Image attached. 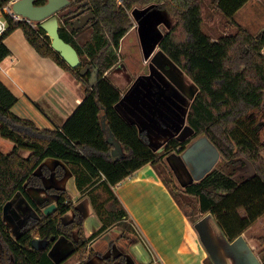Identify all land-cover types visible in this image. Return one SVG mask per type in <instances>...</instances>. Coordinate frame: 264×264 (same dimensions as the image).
I'll return each instance as SVG.
<instances>
[{
    "label": "trees",
    "instance_id": "obj_1",
    "mask_svg": "<svg viewBox=\"0 0 264 264\" xmlns=\"http://www.w3.org/2000/svg\"><path fill=\"white\" fill-rule=\"evenodd\" d=\"M14 0H0V8ZM82 0L81 2H86ZM249 0H211L226 25L236 27L233 34L221 35L216 41L203 31L208 19L206 0H88L86 8L96 18L88 28L92 34L82 46L74 34L60 30L61 37L78 51L81 66L70 68L51 47V39L40 27L27 22H16L4 14L10 28L0 36V63L11 55L5 38L21 29L29 44L44 58L52 59L69 72L84 87V100L76 112L57 130L39 129L34 123L16 116L12 109L18 98L0 79V137L15 144L9 154L0 152V244L10 255L13 264H62L52 260L50 250L59 238L74 244L69 257L86 264L94 256L90 242L107 229L106 225L91 237L85 233V217L74 205L65 190L49 188L57 195L56 210L45 215L30 197L27 189L43 188V177L51 170L42 166V175L35 174L46 159L61 160L82 170L77 176L78 189L84 193L103 188L107 199L101 207L112 223L128 218L113 187L134 173L152 165L169 188L179 206L194 215L211 214L230 242L244 235L264 217V31L257 36L238 26L233 16ZM155 4L159 10L174 19L170 30L159 43L161 52L175 64L198 88L187 116L194 130L193 136L180 142L171 138L164 151H154L147 130H139L117 110L122 97L106 74L120 61L121 40L134 27L129 12ZM209 23L214 22L210 15ZM91 69L85 76L79 72L85 65ZM95 72V86H91ZM42 108V105L39 104ZM102 116L105 124H103ZM206 138L218 151V166L198 181L178 187L173 172L165 161L166 155L187 150L188 145ZM21 150L30 155L25 158ZM61 179L65 170L55 168ZM22 195L39 218L29 216L14 238L5 220V207L17 195ZM185 202V203H184ZM73 212L65 223L63 216ZM9 213V210L8 212ZM46 241L44 248L36 249L33 241ZM264 244V239L260 238ZM264 264V248L256 254ZM124 256L109 258L107 264L124 262Z\"/></svg>",
    "mask_w": 264,
    "mask_h": 264
},
{
    "label": "crops",
    "instance_id": "obj_2",
    "mask_svg": "<svg viewBox=\"0 0 264 264\" xmlns=\"http://www.w3.org/2000/svg\"><path fill=\"white\" fill-rule=\"evenodd\" d=\"M118 4L121 5L122 0H118ZM136 9L139 8L132 9L131 16L134 15L132 13ZM4 14H7L6 7L0 8V36L10 28ZM233 19L238 26L247 30L251 35L257 36L264 31V0H249L235 12ZM214 23L211 25H216ZM130 33L131 31L127 35ZM91 34V29L85 30L75 35L74 40L78 44V39L91 36ZM127 35L121 40L118 54ZM160 41L156 44L157 54L161 53ZM5 44L11 51V55L0 63V79L18 98L12 112L19 118L34 123L39 129L57 130L82 104L85 97L84 90L80 88L82 84L52 59L41 57L29 44L21 29L10 33L5 38ZM144 62L146 64L147 60ZM154 65H148L150 72ZM147 77L149 75L136 77L134 85L130 86L126 92L112 83L122 93L121 103L119 101L116 108L128 122L134 123L139 130H147L151 143L158 144L157 148L152 146L154 151L161 153L164 151V147H161L171 138H165L169 127L165 124L166 119L162 114L158 116V112L163 106L170 108L174 113V119L182 124L177 131L180 135L183 127L188 124L189 107L199 90L190 79L189 84L185 83L182 78L183 83L181 84L178 77L176 84L179 89L169 87L163 79H158V82L154 81L159 95L155 99L156 92L153 89L150 90L155 86L152 84L149 87L150 80ZM140 78L148 80L142 81ZM170 79L176 81V78ZM167 89H171V94H168ZM167 100L176 103L179 108L186 100L188 109L185 114L180 112L179 115L175 108L169 107ZM153 105L155 107L152 108ZM185 122L187 124H184ZM173 137L177 138V136ZM215 153L220 158L216 148L206 138H198L192 141L180 156L168 154L170 159L166 156L165 160L181 188H184L212 170L215 166ZM44 165L51 170L49 177H43L44 187L27 189L28 194L42 208L43 213L48 206L57 203V195L50 194L47 190L49 188L65 190L85 217L84 227L87 237L97 233L103 225L107 226L105 231L90 242L89 250L94 256L88 259L86 264H107L109 258L121 255L126 260L114 264H232L233 258L227 248L241 245L240 242L244 241V235H241L235 241L230 242L211 214L198 216L196 220L191 219L176 202L159 176L156 167L152 165H146L113 187L114 194L128 212V218L123 219L121 223L109 221L107 213L101 207L108 197L103 188L91 189L84 193L78 189L76 178L78 175L83 176L80 168H73L61 160L50 158L46 159L36 170V175H42ZM57 165H61L65 170V175L61 179L55 174ZM10 203L15 205L10 206L9 213L5 216L8 224V214L14 216L18 222L22 220L23 224L29 216L39 218L37 212L22 195L17 194ZM72 218L73 212L70 211L63 216V221L68 223ZM23 224L19 227L21 228ZM123 229L128 232L125 234ZM17 234L18 237L20 232ZM64 239L59 238L50 250L52 260L60 263L72 258L68 264H82L83 262L75 257H69L74 250V244H68ZM221 242H226L227 245L222 247Z\"/></svg>",
    "mask_w": 264,
    "mask_h": 264
},
{
    "label": "rangeland",
    "instance_id": "obj_3",
    "mask_svg": "<svg viewBox=\"0 0 264 264\" xmlns=\"http://www.w3.org/2000/svg\"><path fill=\"white\" fill-rule=\"evenodd\" d=\"M206 6H207V11H208V16H209L208 19H210V15L214 16V19H215L214 24H216V25H211L208 19L206 20V22L203 23V31L208 36H210L212 39L216 41L221 35H224L225 33L233 34L236 32V27L226 25V21L224 20L223 16L219 12L214 11V7L211 4V0H206ZM132 15H133L132 16L133 18L132 17L131 18L132 20L134 19L133 20L134 27L131 29V33L127 35L126 39L121 44L119 56H120V60L122 61H119V63L117 64L118 67L116 65L111 71L108 72V75H107L108 77L106 76L109 79V81L113 83L114 85L118 86L122 91L126 92V90L129 89L130 86L134 85L133 82L136 79V77H139L141 75H149V77H147L150 80L149 87H151L152 84L155 86L150 89V90L153 89L156 92L155 99L158 98L159 95L157 93L158 88L156 87V84L154 83V81L158 82V79H163L164 80L163 82L165 84H168L169 87H176L178 89H179V86L178 84H176L178 83V80H177L178 77H179V83L181 84L183 83L181 81L183 78L185 83L187 82L190 84V80L188 79V77L175 64H173L167 57H165V55L162 52L161 53L164 56L160 55L161 53L157 54L158 48H156V44L160 41L161 38H163L164 33L167 30L171 29V27L174 24V19L171 18L166 12L159 10L155 4L148 6V8L146 7L144 9H141V8L136 9L134 13H132ZM32 24L35 27H37L36 24L34 23ZM90 37L91 36L88 35L86 37L84 36L78 39L77 45L82 46L85 42H87L90 39ZM146 60L147 62L145 64L144 61ZM150 64L151 66L152 64H155L152 67L153 68L152 72H150V69L148 66ZM170 78H173V79L176 78V81H171L172 79ZM148 79H141V80L146 81ZM80 88L84 90L83 85L82 86L80 85ZM167 92L168 94H171V89H167ZM170 98L174 99L172 96H170ZM167 102H168L169 107H172L173 109L175 108L178 111L179 115H180V112H183L185 114L186 109H188V104L186 106V103H185L186 100L184 104H182L181 108H179L176 103H171L168 100ZM175 104H176V107H175ZM153 107H155V105H153L152 108ZM160 114H162V116L166 119L164 122L169 127L168 128L169 131H166L165 133L166 134L165 138H174L173 136H177L178 138L180 135L179 133H177V131L178 129L181 128L182 124L178 123V121L174 119L173 117L174 113L171 112L170 108L163 106V108H161V111L158 112V116ZM102 121H103V124H105L103 116H102ZM151 122L153 124L152 120ZM161 123L159 125H161ZM184 124H187V123L185 122ZM168 141L169 139L164 143V145L161 148L163 147L165 148ZM14 145H15L14 143L7 141L0 137V151L2 153L12 152ZM152 146L154 148H157L158 144H155L153 142ZM20 154L23 157H27L29 155V152L26 150H21ZM169 154H175V156L177 157L180 156V154L176 151H173ZM261 154L264 157V151H262ZM215 155L216 157H214V162H215L214 167H217L218 162L220 161L221 158L218 157L217 153H215ZM167 158L170 159L168 156ZM169 163L171 164V162ZM174 180L177 186L181 187L180 184L175 179V177H174ZM9 204L10 206L15 205L14 203H9ZM186 213L192 214V215L195 214L193 210H191V208L189 207H187ZM7 217H8L9 224L12 227L13 237L16 238L18 235L17 233L20 232L19 226L23 224V221L21 220L20 222H18L14 218V216L10 214H8ZM118 228H120V230L122 229V227H118ZM123 232L126 234V232L128 231H124L123 229ZM216 232H217V235H219L218 229H216ZM260 238L264 239V217L261 218L255 225H253L248 230V232L244 234V241L240 242L241 245L239 244V245L227 248L233 258L232 264H259L260 263L259 258L257 257L256 254H259V252H261V250H263L264 248V244ZM64 240H66L65 242H67L68 244L73 245L71 241L67 239H64ZM221 243H222V247H224V245H227L226 242H221ZM70 261H72V258L69 261L65 262L64 264H68ZM0 264H13L10 255L7 253V251L5 250L2 244H0Z\"/></svg>",
    "mask_w": 264,
    "mask_h": 264
},
{
    "label": "water",
    "instance_id": "obj_4",
    "mask_svg": "<svg viewBox=\"0 0 264 264\" xmlns=\"http://www.w3.org/2000/svg\"><path fill=\"white\" fill-rule=\"evenodd\" d=\"M69 5H71V0H16L13 2L11 9L15 14L30 20L40 27L46 33V36L51 39L52 49L60 55L70 68L75 70L80 68L82 64L79 53L71 43L66 42L60 35L62 20L59 13ZM83 12L81 10L79 13L65 18L68 21L78 17L73 22V25H75L74 30L83 28L90 19L95 18V14L92 12L80 16ZM90 69L91 65L89 64L82 67L79 72L80 76H85ZM91 86H95V72L92 73ZM194 133L195 130L187 124L181 130L180 136L177 139L183 142L193 136ZM9 208L10 204L6 205L5 214H7ZM56 208V205H50L44 210V214L50 215ZM46 243V241L41 242L39 238H36L33 241V246L36 249H40L44 248Z\"/></svg>",
    "mask_w": 264,
    "mask_h": 264
},
{
    "label": "flooded vegetation",
    "instance_id": "obj_5",
    "mask_svg": "<svg viewBox=\"0 0 264 264\" xmlns=\"http://www.w3.org/2000/svg\"><path fill=\"white\" fill-rule=\"evenodd\" d=\"M82 0H78V1H75L74 0H71V5H69L68 7L64 8L60 13V18H61V26L62 28L61 29H65L67 32L71 33V34H74L77 35L78 33H81V32H85V30H89L90 28H88V25L91 23V21L93 19H90L88 21V23L83 27V28H80V29H75V25H73V22L78 18V17H75L74 19H71V20H65L66 17H69V16H73L77 13H79L81 10H83V14L80 15V16H84L85 14H88L90 12L94 13L93 11H89L87 8H86V5L88 3V0L86 2H81ZM96 18V16H95ZM94 18V19H95ZM64 24V26H63Z\"/></svg>",
    "mask_w": 264,
    "mask_h": 264
},
{
    "label": "built area",
    "instance_id": "obj_6",
    "mask_svg": "<svg viewBox=\"0 0 264 264\" xmlns=\"http://www.w3.org/2000/svg\"><path fill=\"white\" fill-rule=\"evenodd\" d=\"M15 1H16V0H15ZM15 1H12V2L9 4V6L6 7L7 14H8V15H9L14 21H16V22H18V23H20V22H27V23L31 24L32 26H34L30 20H28V19H26V18H23V17H21V16L15 14V13L12 11L11 7H12L13 2H15ZM34 27H35V26H34Z\"/></svg>",
    "mask_w": 264,
    "mask_h": 264
}]
</instances>
